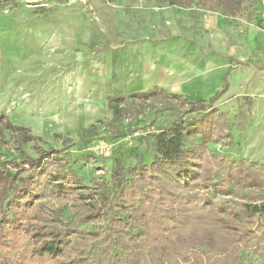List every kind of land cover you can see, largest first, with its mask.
<instances>
[{"label": "rangeland", "instance_id": "obj_1", "mask_svg": "<svg viewBox=\"0 0 264 264\" xmlns=\"http://www.w3.org/2000/svg\"><path fill=\"white\" fill-rule=\"evenodd\" d=\"M204 1L182 7L161 0H0V74H6L0 77V128L9 142L0 148L3 202L13 193V184L2 177L9 172L6 161L19 159L22 153L36 157L40 148H54L65 169L85 185L101 184L103 191L110 192L115 189L112 171L118 164L152 163L163 127L180 116L187 120L205 113L202 106L187 103L201 99L185 93L163 97L139 96L148 90L125 91L124 77L112 82L110 93V80L104 77L110 71V50L119 52V73L124 66L134 70L142 48L158 49L179 40L197 42L203 49L211 45L200 51V57H206L214 53L210 18L215 16L228 39L241 43L245 52L248 43L257 41L258 49L250 57L246 53L245 62L264 61V42L253 38L254 32H264V0H245L238 14L219 8L221 0ZM16 53L22 60L13 56ZM79 63L84 68L82 80L75 77ZM205 101L223 110L231 134L229 139L207 141V147L227 159H248L255 169L264 168V132L258 124L255 99L239 96L220 104L216 96ZM6 121L29 128L36 140L23 142L17 149L18 130L8 128ZM203 142L197 134L185 144ZM216 198L261 205L264 187L235 184L229 194ZM68 206L63 208L66 217L73 215ZM107 224L85 223L83 227L96 230ZM238 264H264L263 231L256 232L251 247L241 250Z\"/></svg>", "mask_w": 264, "mask_h": 264}, {"label": "trees", "instance_id": "obj_2", "mask_svg": "<svg viewBox=\"0 0 264 264\" xmlns=\"http://www.w3.org/2000/svg\"><path fill=\"white\" fill-rule=\"evenodd\" d=\"M244 1L221 0L219 8L238 14ZM141 95L181 96L161 87ZM187 103L206 111L163 127L152 163L118 164L110 192L101 184L85 185L54 148L6 161L9 172L2 177L13 184V193L4 202L0 198V264H238L241 250L264 232V203L234 204L216 196L229 194L235 184L264 187V168L208 148L215 137L231 138L227 117L205 101ZM11 127L18 130L17 149L36 140L29 128ZM4 134L0 128V148L9 144ZM197 134L204 142L187 146ZM65 206L72 216L66 217ZM104 221L96 230L83 227Z\"/></svg>", "mask_w": 264, "mask_h": 264}, {"label": "crops", "instance_id": "obj_3", "mask_svg": "<svg viewBox=\"0 0 264 264\" xmlns=\"http://www.w3.org/2000/svg\"><path fill=\"white\" fill-rule=\"evenodd\" d=\"M161 1H168L170 5L182 7H189L194 2V0H187L186 5H182L171 4L170 0ZM210 20L214 53L206 57L201 58L200 51L210 49L211 45H205L203 49L197 42L179 40L175 44H167L158 49L142 48L136 54L138 64L134 70L129 68L131 65L124 66L122 73H119L117 69L119 52L110 50V71L107 70L108 73L104 74V77L110 80L107 91L110 93L113 91L112 82L117 77H124L123 79L127 82L125 91H150L155 87H161L167 93L168 90H172L170 91L172 94L185 93L194 99H201L200 101L218 96L220 104L231 98L250 96L255 99L258 124L264 132V61L252 60L247 63L244 60L246 53L247 57H250L251 53L258 49L257 41L248 43L249 47L245 52L241 43L231 42L228 39L220 19L214 16ZM253 38L264 42V32H254ZM33 54L35 57H40L36 53ZM61 55L64 57V54ZM13 56L17 60H22L17 53ZM16 64L17 62L15 67ZM260 64L263 65L261 68ZM0 77H6V74L1 73ZM75 77H79L80 80H82L81 77H85L82 63H79ZM132 77L135 78L132 79ZM132 82L135 84H131Z\"/></svg>", "mask_w": 264, "mask_h": 264}]
</instances>
